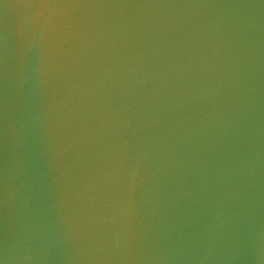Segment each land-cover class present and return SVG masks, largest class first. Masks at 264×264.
<instances>
[{"label":"water","instance_id":"95a60500","mask_svg":"<svg viewBox=\"0 0 264 264\" xmlns=\"http://www.w3.org/2000/svg\"><path fill=\"white\" fill-rule=\"evenodd\" d=\"M0 264H264V0H0Z\"/></svg>","mask_w":264,"mask_h":264}]
</instances>
